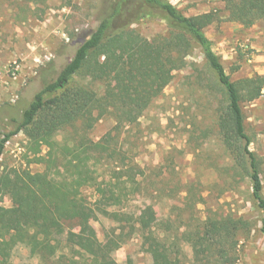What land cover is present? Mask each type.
<instances>
[{
	"label": "trees",
	"instance_id": "obj_1",
	"mask_svg": "<svg viewBox=\"0 0 264 264\" xmlns=\"http://www.w3.org/2000/svg\"><path fill=\"white\" fill-rule=\"evenodd\" d=\"M47 1L38 0L33 12L45 11ZM131 1L117 0L95 28L76 35L80 43L74 54L35 93L21 119H12L9 130L2 133L0 159L11 137L23 131L34 161L46 163L47 170H14L1 178L0 192L10 196L12 205H0V255L22 243L40 264H53L56 254L64 249L73 258L78 256V264H120L113 252L140 231L151 264L237 263L242 237L251 232L248 220L232 214H209L184 234L192 251L189 258L181 237L156 229L155 216L144 221L141 217L134 219L128 212L108 209L109 189L115 190L120 200L134 191L132 171L123 170L118 163L112 168L108 184H104L93 176L89 164L90 159L100 160L93 151L108 156L114 153L115 135L140 119L173 80L174 72L185 66L194 45L202 50L216 73L223 98L217 108L219 134L233 158L235 174L250 181L252 196L262 214L260 231L264 234L261 160L250 148L252 138L246 131L242 108L243 102L264 96V73L233 80L205 31L223 20L251 27L264 18V0H222L228 11L223 19L217 9L186 15L170 0H140L142 13L136 14L134 21L152 15L154 7L167 23L168 33L153 39L130 28L131 21L117 24ZM110 80L112 84L103 92L94 87L96 82ZM102 118H111L115 124L95 141L88 134ZM69 127L74 128L76 136L60 144L56 133ZM43 147L47 149L45 154ZM87 186H94L98 194L95 206L83 193ZM97 212L117 223L106 230L104 240L99 239L90 223Z\"/></svg>",
	"mask_w": 264,
	"mask_h": 264
},
{
	"label": "rangeland",
	"instance_id": "obj_2",
	"mask_svg": "<svg viewBox=\"0 0 264 264\" xmlns=\"http://www.w3.org/2000/svg\"><path fill=\"white\" fill-rule=\"evenodd\" d=\"M116 1L48 0L45 11L33 12L39 5L38 0H0V137L9 130L12 119H21L23 109L44 82L53 79L74 54L80 43L76 35L95 28ZM170 1L186 15L217 9L222 19L228 16L222 0ZM141 7L140 0L129 2L117 24L131 21L129 27L147 39L166 35L167 23L154 7L152 15L133 20L136 14L142 13ZM25 15L27 19H23ZM226 21H217L205 29L214 47L223 33L221 25ZM227 23L235 30L238 43L225 47L224 51L216 48V52L231 78L237 80L258 73L256 65L264 70V32L260 36L261 47L253 44L258 38L256 34L264 30V24L256 31L250 27L240 28L234 21ZM174 73L173 80L140 119L115 135L113 154L93 151L100 160L90 159L89 164L98 182L108 184L112 168L118 163L135 177L134 191L122 200L115 190L109 189L108 209L128 212L134 219L141 217L144 221L155 216L156 229L181 237L189 258H192L191 247L184 239L187 230L200 225L211 213L242 217L250 222L251 232L242 237L236 264H264L261 211L252 196L249 179L235 174L233 158L219 134L217 108L223 98L216 73L197 45L187 55L185 66ZM112 82H96L94 87L103 92ZM242 108L246 131L252 138L250 148L261 160L264 189V96L243 102ZM114 124L111 118L99 119L88 135L97 141ZM75 136L74 128L69 127L59 130L55 139L64 144ZM27 143L28 137L23 131L7 142L0 159V180L14 170L46 172V163L34 161ZM43 148L42 154H45L47 149ZM83 193L93 205L96 203L98 194L94 186L83 188ZM0 205H12L8 194L0 192ZM90 223L100 240L105 239L107 229L117 225L99 212ZM142 240V233L136 231L113 252L117 262L126 264L131 260L132 264H151V255ZM77 260L78 256L73 258L72 253L64 249L51 262L78 264ZM0 264L40 262L27 245L19 243L3 251Z\"/></svg>",
	"mask_w": 264,
	"mask_h": 264
},
{
	"label": "crops",
	"instance_id": "obj_3",
	"mask_svg": "<svg viewBox=\"0 0 264 264\" xmlns=\"http://www.w3.org/2000/svg\"><path fill=\"white\" fill-rule=\"evenodd\" d=\"M221 3H224V2L221 1ZM224 5H225V3H224ZM220 7L221 8L223 7L222 4L220 5ZM207 11H205V12H207ZM234 22H236V21H234ZM236 23H237V26L238 27H240V28L241 27H244L239 22H236ZM263 24H264V22H262V19H261V23L260 22H257L254 25H252L250 28L253 29V30L258 31V30L261 29V26ZM231 27L232 26H229V24L227 23V21L222 23L221 30L223 31V33L220 34V36L218 37V45H217V47L216 46L214 47L215 51H216V48L220 49V51H224L226 49L225 47L233 46L236 43H238V39H237V37L235 35V30L234 29H231ZM245 28H247V27H245ZM263 32H264V30L261 29V31L256 34V37H258L257 40L256 41H253V44L256 45L259 48L261 47L260 36H261V34H263ZM212 42H213V40H212ZM213 46H214V44H213ZM260 67L261 66L256 65L255 66V71H257L258 73L262 74V73H264V70H261Z\"/></svg>",
	"mask_w": 264,
	"mask_h": 264
}]
</instances>
